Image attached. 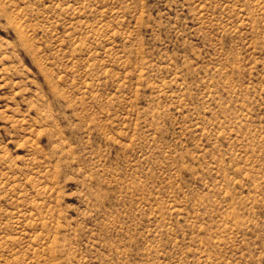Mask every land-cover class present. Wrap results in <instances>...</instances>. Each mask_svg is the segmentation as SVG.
I'll return each mask as SVG.
<instances>
[{"label": "rangeland", "instance_id": "rangeland-1", "mask_svg": "<svg viewBox=\"0 0 264 264\" xmlns=\"http://www.w3.org/2000/svg\"><path fill=\"white\" fill-rule=\"evenodd\" d=\"M0 264H264V0H0Z\"/></svg>", "mask_w": 264, "mask_h": 264}]
</instances>
